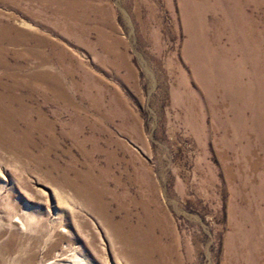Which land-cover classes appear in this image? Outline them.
I'll use <instances>...</instances> for the list:
<instances>
[{"label":"rangeland","instance_id":"obj_1","mask_svg":"<svg viewBox=\"0 0 264 264\" xmlns=\"http://www.w3.org/2000/svg\"><path fill=\"white\" fill-rule=\"evenodd\" d=\"M0 44V264H264V0H0Z\"/></svg>","mask_w":264,"mask_h":264},{"label":"bare ground","instance_id":"obj_2","mask_svg":"<svg viewBox=\"0 0 264 264\" xmlns=\"http://www.w3.org/2000/svg\"><path fill=\"white\" fill-rule=\"evenodd\" d=\"M3 51H4V48H3V45L2 44H0V65L1 66H3V65H5V57L3 56ZM18 71V70H17ZM11 76H12V78L13 79H16V77L18 78V75H17V72L15 71L14 73H13V75L12 74H10ZM21 79V78H20ZM14 81V80H13ZM21 83V82H20ZM17 84H18V82H15V86H17ZM5 86V85H4ZM15 86L13 87V88H15ZM13 92V91H12ZM9 95V94H8ZM11 96V95H10ZM0 99H1V101H3L4 100V98H3V95L0 93ZM13 99H15V97L13 98ZM7 101H8V99H7ZM138 234L137 233H133L132 235H131V237H130V239L129 238H126V240H125V242L126 243H134V244H137L138 243Z\"/></svg>","mask_w":264,"mask_h":264}]
</instances>
